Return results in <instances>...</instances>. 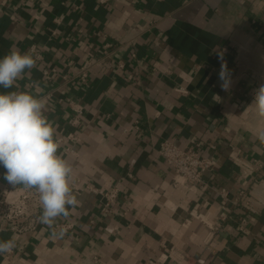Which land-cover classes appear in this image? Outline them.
Masks as SVG:
<instances>
[{"label": "crops", "instance_id": "1", "mask_svg": "<svg viewBox=\"0 0 264 264\" xmlns=\"http://www.w3.org/2000/svg\"><path fill=\"white\" fill-rule=\"evenodd\" d=\"M129 40L85 85L57 90L63 73L101 57L106 42ZM13 45L21 53L36 46L42 59L32 53L35 67L0 92H53L44 115L55 141L65 139L58 154L71 168L76 204L38 232L0 231V241L15 245L0 264H264V117L251 105L264 85V0H0V58ZM47 67L57 69L54 81L43 78ZM164 140L213 159L205 188L174 183L159 154ZM4 171L0 189L23 186L9 185ZM114 187L119 200L106 214L92 188ZM253 189L260 201L246 208L241 194ZM65 222L74 224L68 234L57 228ZM172 246L186 254L181 263L164 261Z\"/></svg>", "mask_w": 264, "mask_h": 264}, {"label": "clouds", "instance_id": "2", "mask_svg": "<svg viewBox=\"0 0 264 264\" xmlns=\"http://www.w3.org/2000/svg\"><path fill=\"white\" fill-rule=\"evenodd\" d=\"M36 65L31 51L21 53L15 45L0 58V87L12 88L25 70ZM221 87L228 90L231 74L226 64L219 72ZM264 117V85L254 93L252 104ZM45 104L30 91L0 92V168L11 186L23 185L39 194L42 213L39 221L51 225L67 216L75 206L71 189V168L58 154L55 129L44 115ZM15 247L13 240L0 241V254Z\"/></svg>", "mask_w": 264, "mask_h": 264}, {"label": "built area", "instance_id": "3", "mask_svg": "<svg viewBox=\"0 0 264 264\" xmlns=\"http://www.w3.org/2000/svg\"><path fill=\"white\" fill-rule=\"evenodd\" d=\"M43 1V0H39ZM110 0H99L100 5H108ZM17 10V7L14 9ZM13 10V11H14ZM12 21H16L18 15L16 12H12L10 15ZM135 44V40L123 41L120 42L119 45L114 44L111 41L106 42L104 51L101 57L98 59H89L82 62L78 67H73V71L69 73H63L60 76V83L57 88L62 89L64 87L75 88L78 86L85 85L89 79L92 71L100 64L108 61L115 51L120 48L129 47ZM31 53L36 54V59L41 60L42 55L37 53L36 46H32L30 48ZM133 57L137 59L136 52H133ZM119 69H124L126 65L123 61H120L118 64ZM169 73V70H166ZM58 74L57 69L55 68H46L42 72V76L47 81H54V77ZM132 79V75L129 76ZM177 92L179 93H187V91L178 87ZM53 98V92H50L44 97H41L43 102L50 100ZM69 106L78 114L81 115L84 111V108L76 103L73 99H66ZM79 116H75L73 119V124L78 125ZM73 135H70L68 138H73ZM57 144H64L65 139L60 137L57 139ZM213 150L216 149V146H211ZM72 147L67 146L65 148V153H72ZM162 159L172 167L174 171V183L176 185H181L187 187L189 189H193L194 187L205 188L207 185L204 177L206 173L211 171L214 167L213 159L207 156L202 155L198 150H196L192 146H187L185 148H181L175 143L164 140L161 144V149L159 151ZM264 188V187H262ZM93 191L99 192L102 195V211L106 214H111L115 211L117 206L120 189L114 187L107 191H98L97 189L92 188ZM255 193V197L252 193L241 194L240 201H242L246 208H252L255 204L256 200L260 201L257 197L256 191L252 190ZM222 197H227V191L225 189L221 190ZM235 202H239V198L235 199ZM42 213V208L39 202V194L33 189H27L24 186H18L15 188H5L0 189V231L8 230L15 235L22 236L27 233H35L38 232L41 223L39 221V217ZM200 217V216H198ZM250 223V219L246 217H242L239 223V229L243 232L247 231V226ZM57 228L60 229L64 234H68L73 228L74 224L72 222L60 223L57 225ZM13 250L9 253H12ZM168 258L174 259L176 262L181 263L186 258V254L177 248L176 246H172L169 250L168 256H166V261ZM163 261V262H164ZM50 260L47 259L44 263L37 264H50ZM99 263V259L94 257V259H86L84 264H92Z\"/></svg>", "mask_w": 264, "mask_h": 264}]
</instances>
